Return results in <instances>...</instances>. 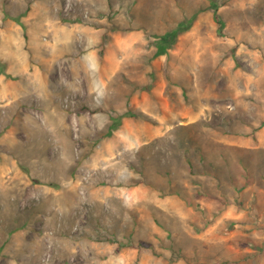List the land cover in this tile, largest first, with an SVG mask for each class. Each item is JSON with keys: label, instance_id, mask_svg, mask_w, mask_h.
<instances>
[{"label": "rangeland", "instance_id": "obj_1", "mask_svg": "<svg viewBox=\"0 0 264 264\" xmlns=\"http://www.w3.org/2000/svg\"><path fill=\"white\" fill-rule=\"evenodd\" d=\"M0 264H264V0H0Z\"/></svg>", "mask_w": 264, "mask_h": 264}, {"label": "trees", "instance_id": "obj_2", "mask_svg": "<svg viewBox=\"0 0 264 264\" xmlns=\"http://www.w3.org/2000/svg\"><path fill=\"white\" fill-rule=\"evenodd\" d=\"M178 31H180V29L179 30H173L172 32L166 33L162 37L163 38H168L172 33H173L172 35L175 36Z\"/></svg>", "mask_w": 264, "mask_h": 264}]
</instances>
